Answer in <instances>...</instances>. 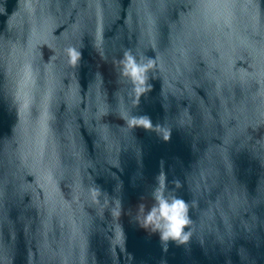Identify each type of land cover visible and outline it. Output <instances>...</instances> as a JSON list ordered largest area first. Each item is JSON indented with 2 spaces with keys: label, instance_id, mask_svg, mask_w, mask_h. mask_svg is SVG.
Wrapping results in <instances>:
<instances>
[{
  "label": "water",
  "instance_id": "water-1",
  "mask_svg": "<svg viewBox=\"0 0 264 264\" xmlns=\"http://www.w3.org/2000/svg\"><path fill=\"white\" fill-rule=\"evenodd\" d=\"M161 162L191 219L167 251L132 218ZM0 264H264V0H0Z\"/></svg>",
  "mask_w": 264,
  "mask_h": 264
},
{
  "label": "clouds",
  "instance_id": "clouds-1",
  "mask_svg": "<svg viewBox=\"0 0 264 264\" xmlns=\"http://www.w3.org/2000/svg\"><path fill=\"white\" fill-rule=\"evenodd\" d=\"M68 63L71 66H77L82 60L83 54L81 50L75 47L66 49ZM119 74L126 78L130 84L132 93L134 94L133 105L137 107L140 103L142 95H146L151 89L152 85L149 83V72L154 69V60L148 58L147 62H142L137 57L127 50L118 61ZM155 77V76H153ZM124 119L129 128L141 127L145 130L156 131L163 140L168 141L171 136L170 129H164L162 125H153L151 118L148 115H133L128 114ZM156 183L152 187L151 198L153 203L149 208L145 203L141 202L136 208L133 220L143 229L149 233H158L164 251H167L168 242H174L177 246H181L188 242L190 232L187 231L191 223L189 216V203L183 198L173 194L181 185L178 180H172L171 183L174 188H168L167 175L163 171V162H161V171L156 176ZM104 191L100 186L91 189L90 194L95 199L103 194ZM144 196H141V201ZM115 206L112 209V214L120 218L124 212L121 198L115 200ZM128 214L131 216V210ZM121 234L124 237L121 226Z\"/></svg>",
  "mask_w": 264,
  "mask_h": 264
}]
</instances>
